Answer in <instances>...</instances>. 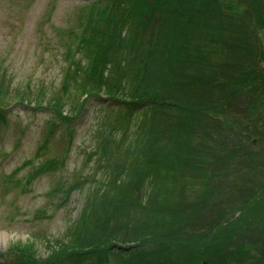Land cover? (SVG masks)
<instances>
[{
    "label": "trees",
    "instance_id": "trees-1",
    "mask_svg": "<svg viewBox=\"0 0 264 264\" xmlns=\"http://www.w3.org/2000/svg\"><path fill=\"white\" fill-rule=\"evenodd\" d=\"M240 5L233 0H79L67 26L55 28L65 49L57 87L32 89L30 81L14 87L0 67L4 125L10 97L48 111L43 140L23 163L33 169L16 178L17 167L4 181L25 191L35 178L61 169L78 135L74 123L82 116L90 140L81 147L85 155L76 178L52 189L64 187L66 196L85 189L81 209L61 236L43 241L47 256L35 255V235L28 244L8 245L15 264L264 262V186L244 185L236 192V175L224 173L243 160L264 166L254 164L252 154V140L264 136L252 125L260 119H245L258 110L253 76L239 82L231 71L206 85V67L218 64L223 49L213 43L218 36L198 38V25L206 31V18L215 13L220 21L235 19ZM214 24V32L223 30L222 21ZM51 141L55 153L36 166ZM240 150L246 156L237 162ZM248 246L257 257L248 255Z\"/></svg>",
    "mask_w": 264,
    "mask_h": 264
},
{
    "label": "rangeland",
    "instance_id": "rangeland-1",
    "mask_svg": "<svg viewBox=\"0 0 264 264\" xmlns=\"http://www.w3.org/2000/svg\"><path fill=\"white\" fill-rule=\"evenodd\" d=\"M28 1L30 2L24 5L23 0H0V65H4L7 72L10 71L9 76L12 77L14 87L18 82L22 86L23 83L29 81L32 89L39 85L49 87L51 84L57 87L61 82V71L65 66V49L57 41L55 28L67 26L68 17L70 12L74 11L76 0ZM233 1L241 3L239 12L235 15L237 18L223 16L222 31L214 32L213 29L216 20L221 22L219 14L211 15L213 19L206 18V31L202 24L198 25L199 39L211 34L218 36L212 39L213 43L223 49L217 59L218 64H215L213 68L206 67V85L210 79L216 78L218 83L219 77H229L231 71L239 82L251 74L253 76L251 79L252 97L255 101V96L260 97L257 101L258 110L254 113L256 116L252 115L245 119L253 121L259 118L260 120L253 122L252 125H257L258 131H262L263 134L264 90L259 89L258 91L257 89L261 88L264 83V24L262 23L264 22V0L259 1L260 22L253 18V8L256 6L253 0ZM20 4L25 7L22 8ZM52 5L55 8L48 16ZM211 74L214 77H208ZM257 74L259 78L255 79ZM225 80L222 79L223 82ZM254 80H259V82H254ZM229 84L234 85V83ZM255 91L258 93L254 94ZM239 101L244 104L247 100L241 97ZM34 103L33 101L32 105ZM6 107L9 124L0 123V264H15L17 256L13 252L6 251L8 245L26 242L28 244L31 236L35 235L39 239V241L33 239L31 243V247L35 248V255L47 256L49 250L45 248L43 241L49 239L50 236L51 238L61 236L65 227L81 209L86 190L76 189L70 196H66L62 189L76 178L85 155L81 152V147L89 144L90 140L89 134L83 133L87 117L82 116L74 123L78 135L74 139L65 165L55 172L44 173L37 177L28 185L26 191H22V186H13L11 182L4 180L6 174L17 167L21 168L17 170L16 178L24 177L33 169L30 164L28 166L23 163L33 156L37 146L43 140L41 133L46 128L48 111L43 109L36 111L22 107L15 103L14 97L8 99ZM257 139L258 141L253 143L255 151H252V154L255 155L254 164L261 165L264 163V136L257 137ZM245 141L248 140L245 139ZM52 148L54 146L51 141L48 150H42V156L38 157L36 166L49 154L55 153ZM245 151H238L240 158L237 162H241V158L246 156ZM4 152L8 155L3 157ZM242 163L237 164L236 167L231 165L227 168V173L224 172L226 175H236L234 179V181L237 180L238 185L236 192L240 187L244 188V185L248 188L254 187V190L255 187L264 186V166H248L249 164H245L244 160ZM220 171L223 174V170ZM94 176L96 177L97 173ZM242 177L245 178L242 179ZM226 180L230 182L229 178ZM57 183L64 187L52 192ZM88 186L85 184L84 187ZM249 247H247L248 255L257 257L258 251H250ZM248 262L257 264L255 259L248 260ZM57 264L69 263L64 260Z\"/></svg>",
    "mask_w": 264,
    "mask_h": 264
},
{
    "label": "flooded vegetation",
    "instance_id": "flooded-vegetation-1",
    "mask_svg": "<svg viewBox=\"0 0 264 264\" xmlns=\"http://www.w3.org/2000/svg\"><path fill=\"white\" fill-rule=\"evenodd\" d=\"M259 1L260 0H253V3H254V5H256L254 8H256V9H254L253 8V18L258 22H260V16H259V14H260V12H259V10H260V7H259ZM262 22V21H261ZM263 24H264V22H262ZM259 78V75L257 74L256 75V78L255 79H258ZM254 82H259V80H254ZM259 89H262V90H264V83H263V85H261V88L259 87L257 90L259 91ZM256 93H258V92H256L255 91V93L254 94H256ZM260 96H255V98H256V101H258V98H259ZM259 139V138H258ZM258 139L256 138V139H253L252 140V142L253 143H256L257 141H258Z\"/></svg>",
    "mask_w": 264,
    "mask_h": 264
}]
</instances>
